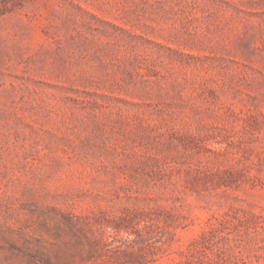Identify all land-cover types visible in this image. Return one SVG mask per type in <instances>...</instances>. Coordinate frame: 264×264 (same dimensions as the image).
Instances as JSON below:
<instances>
[{
  "label": "rangeland",
  "instance_id": "1",
  "mask_svg": "<svg viewBox=\"0 0 264 264\" xmlns=\"http://www.w3.org/2000/svg\"><path fill=\"white\" fill-rule=\"evenodd\" d=\"M0 264H264V0H0Z\"/></svg>",
  "mask_w": 264,
  "mask_h": 264
}]
</instances>
